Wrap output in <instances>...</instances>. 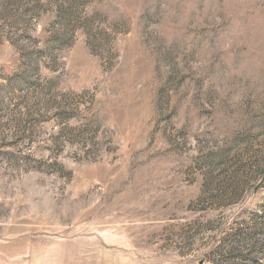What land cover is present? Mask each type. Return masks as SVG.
Here are the masks:
<instances>
[{"label":"rangeland","instance_id":"1","mask_svg":"<svg viewBox=\"0 0 264 264\" xmlns=\"http://www.w3.org/2000/svg\"><path fill=\"white\" fill-rule=\"evenodd\" d=\"M263 212L264 0H0V264H241Z\"/></svg>","mask_w":264,"mask_h":264},{"label":"trees","instance_id":"2","mask_svg":"<svg viewBox=\"0 0 264 264\" xmlns=\"http://www.w3.org/2000/svg\"><path fill=\"white\" fill-rule=\"evenodd\" d=\"M245 229L247 230L238 233L240 242L244 244V248L246 247L244 254L240 253L241 257H243V263L241 264H244L246 261H248V264H264V212L258 217V221H252V223L247 225ZM231 236H233V234H229L227 238H230ZM218 250H222L221 246L218 247ZM234 250V247L227 248L226 252L228 253V256ZM253 252L255 254L261 253L262 258L260 256L252 257L251 254ZM215 264L221 263L215 261Z\"/></svg>","mask_w":264,"mask_h":264}]
</instances>
